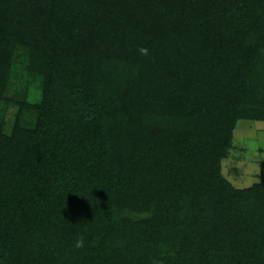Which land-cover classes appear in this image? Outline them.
<instances>
[{"label": "trees", "instance_id": "obj_1", "mask_svg": "<svg viewBox=\"0 0 264 264\" xmlns=\"http://www.w3.org/2000/svg\"><path fill=\"white\" fill-rule=\"evenodd\" d=\"M239 120L264 0H0V264H264V161L221 168Z\"/></svg>", "mask_w": 264, "mask_h": 264}, {"label": "rangeland", "instance_id": "obj_2", "mask_svg": "<svg viewBox=\"0 0 264 264\" xmlns=\"http://www.w3.org/2000/svg\"><path fill=\"white\" fill-rule=\"evenodd\" d=\"M14 111L15 108H9L5 112L8 125ZM234 145L222 160V173L234 187H248L258 181V164L264 161V121L239 120L234 130Z\"/></svg>", "mask_w": 264, "mask_h": 264}, {"label": "clouds", "instance_id": "obj_3", "mask_svg": "<svg viewBox=\"0 0 264 264\" xmlns=\"http://www.w3.org/2000/svg\"><path fill=\"white\" fill-rule=\"evenodd\" d=\"M141 52H146L147 49L141 48L140 49ZM84 246V236L83 235H79L76 239H75V247L76 248H82Z\"/></svg>", "mask_w": 264, "mask_h": 264}]
</instances>
